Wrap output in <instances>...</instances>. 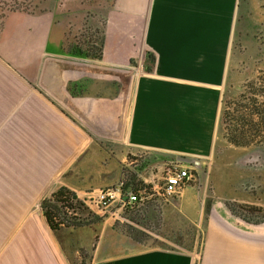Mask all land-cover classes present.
Masks as SVG:
<instances>
[{
  "label": "crops",
  "instance_id": "crops-1",
  "mask_svg": "<svg viewBox=\"0 0 264 264\" xmlns=\"http://www.w3.org/2000/svg\"><path fill=\"white\" fill-rule=\"evenodd\" d=\"M50 4L35 13H6L0 24V264H69L64 245L46 228L41 201L60 187L92 198L115 186L121 182L118 165L129 154L142 159L130 172L142 183L181 167L165 162L144 170L155 155L199 161L198 170L207 166V174L223 153L232 154L225 163L236 162L242 151L219 139L223 99L245 47H264V0H112L101 60L92 62L136 67L137 76L125 141L104 145L36 87L43 57L71 58L75 48L65 47L68 23ZM193 183L174 197L179 214L203 228L199 254L140 248L119 236L109 221L115 205L107 219L70 232L83 235L76 243L91 249L89 264L264 261V252L249 242L264 239V222L239 221L218 198L211 199L203 222L206 195Z\"/></svg>",
  "mask_w": 264,
  "mask_h": 264
},
{
  "label": "rangeland",
  "instance_id": "rangeland-1",
  "mask_svg": "<svg viewBox=\"0 0 264 264\" xmlns=\"http://www.w3.org/2000/svg\"><path fill=\"white\" fill-rule=\"evenodd\" d=\"M50 2L57 11L63 13L58 14V17H64L63 23H68L65 47H76L90 41L99 44L106 13L112 0H0V24L6 13L14 11L35 13L48 8ZM258 48L260 51H253V47H245L244 62L234 80L228 84L223 99L219 139L222 145L240 149L242 157L231 164L228 162L230 160L225 163L227 159H232V154L223 153L219 157V162L212 167L209 166L211 169L208 167L210 174H207V166L206 169L201 167L195 174L192 184L200 189L201 193L202 191L205 193L206 203L210 205L211 199L218 198L234 218L247 224L264 222V47ZM132 68L136 71V67ZM122 149L123 146H120L117 150L119 158ZM225 156L227 158H224ZM253 156L256 157L255 160L251 159ZM124 158L126 159L124 163L117 161L121 171V182L125 177L128 178L131 171L134 172L133 167L138 169L142 162L136 155L129 154ZM163 171L160 170L158 178L154 179L155 183L162 184ZM217 174H220L219 177H215ZM135 183L137 188L142 190L138 199L144 196L146 199L123 208L115 205L110 211L111 213L118 211L112 217H109V213L96 212L91 206L92 198H77V201L72 203V209L62 210L65 225L59 227L53 234L64 245L62 252L67 256L69 264L81 262L89 264L91 254V249L80 248L76 243L83 235L70 231L108 217L112 228L119 236L126 235L132 238L140 248L188 250L196 254L201 252L203 228L192 226L179 214L177 198L173 196L165 201L164 198L155 196L146 184L140 181ZM144 207L155 212H152V219H146L147 222L144 224L147 227L144 231L135 226L142 231L141 234H136L127 229L126 226L130 222L128 219L134 212ZM204 216L203 222L207 218L206 212ZM46 228L48 229L47 226ZM62 230L63 232H60ZM63 234L66 237H63ZM104 237H107V233ZM249 242L254 248L264 252V239ZM116 250L120 251L122 248L117 247ZM254 264H264V261L256 260Z\"/></svg>",
  "mask_w": 264,
  "mask_h": 264
},
{
  "label": "water",
  "instance_id": "water-1",
  "mask_svg": "<svg viewBox=\"0 0 264 264\" xmlns=\"http://www.w3.org/2000/svg\"><path fill=\"white\" fill-rule=\"evenodd\" d=\"M135 79L136 71L132 67L46 55L40 65L36 87L93 139L120 144L126 137ZM165 162L196 171L200 165L199 161L183 157L155 155L144 170Z\"/></svg>",
  "mask_w": 264,
  "mask_h": 264
},
{
  "label": "trees",
  "instance_id": "trees-1",
  "mask_svg": "<svg viewBox=\"0 0 264 264\" xmlns=\"http://www.w3.org/2000/svg\"><path fill=\"white\" fill-rule=\"evenodd\" d=\"M102 37L99 39V44L95 43L94 41L86 42L84 45H79L74 48V51L70 53L71 58L77 59H84L89 61H100L102 56V48L103 42ZM97 44V45H96ZM134 64L132 63V66ZM96 141V140H95ZM100 144L110 145L111 143L104 142V141H97ZM231 144L235 143L230 141ZM236 146H240L236 144ZM136 175L133 173H129L128 178L125 177L123 183V193L126 195L127 193L136 194L140 191V188L136 186ZM73 201H77L76 195L68 190L65 187H60L56 189L48 198H45L40 203V209L44 220L50 229L51 232H56L59 227L64 226L65 222L63 217V209H72ZM65 204V205H61ZM67 204V205H66ZM63 206V207H62ZM209 203H206L205 212L206 214L209 211ZM149 212H155L154 210H149L147 207L138 209V211L134 212L131 217H129V221L136 226L147 227L144 223L147 222ZM132 213V212H131ZM102 218V217H101ZM100 220V219H99ZM69 224V223H68ZM127 229L133 231L136 234H141L142 231L139 229L134 228L133 226L127 224ZM147 230V229H146ZM79 264H84L83 262Z\"/></svg>",
  "mask_w": 264,
  "mask_h": 264
},
{
  "label": "built area",
  "instance_id": "built-area-1",
  "mask_svg": "<svg viewBox=\"0 0 264 264\" xmlns=\"http://www.w3.org/2000/svg\"><path fill=\"white\" fill-rule=\"evenodd\" d=\"M196 173L197 172L195 169L186 167H168L165 168L162 173L161 185L159 182L154 183L153 180L143 184H146V186L150 187L153 193L157 188V193L161 195L162 198L167 200L170 197L177 196L185 187L193 183ZM122 189L123 183L119 182L113 188L99 191L94 197H92V208L98 213L108 214L109 209L113 205H119L121 208H123L125 206H132L146 199V196L138 199V196L141 194L142 190L138 191L136 194L127 193L125 195ZM124 197H127L126 201H124Z\"/></svg>",
  "mask_w": 264,
  "mask_h": 264
}]
</instances>
